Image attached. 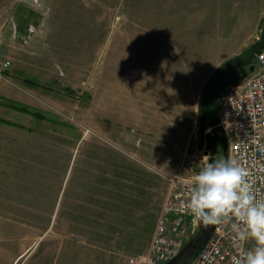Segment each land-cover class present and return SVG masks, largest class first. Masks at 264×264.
<instances>
[{"label": "rangeland", "instance_id": "374dc122", "mask_svg": "<svg viewBox=\"0 0 264 264\" xmlns=\"http://www.w3.org/2000/svg\"><path fill=\"white\" fill-rule=\"evenodd\" d=\"M262 25L264 0H0V264L144 253L167 178L207 165L206 79Z\"/></svg>", "mask_w": 264, "mask_h": 264}, {"label": "built area", "instance_id": "2783aa9c", "mask_svg": "<svg viewBox=\"0 0 264 264\" xmlns=\"http://www.w3.org/2000/svg\"><path fill=\"white\" fill-rule=\"evenodd\" d=\"M35 29L31 28V34ZM254 70L223 90L217 107L219 126L227 140V160L247 172L253 190L264 195V51L256 55ZM9 61L2 64L3 69ZM5 80L0 71V80ZM195 178H167V194L156 219L147 250L127 258V264H165L185 245L196 229V218L187 209ZM216 225L214 233L192 264H232L235 244L245 250L249 239L240 242L232 223ZM238 223V222H237Z\"/></svg>", "mask_w": 264, "mask_h": 264}, {"label": "clouds", "instance_id": "9594fccd", "mask_svg": "<svg viewBox=\"0 0 264 264\" xmlns=\"http://www.w3.org/2000/svg\"><path fill=\"white\" fill-rule=\"evenodd\" d=\"M246 177L234 161L208 162L195 176L187 209L205 226L236 221L231 225L234 239H253L256 247L245 250L242 243L235 244L232 264H264V195L258 198Z\"/></svg>", "mask_w": 264, "mask_h": 264}, {"label": "water", "instance_id": "95a60500", "mask_svg": "<svg viewBox=\"0 0 264 264\" xmlns=\"http://www.w3.org/2000/svg\"><path fill=\"white\" fill-rule=\"evenodd\" d=\"M264 51V25L257 41L217 66L206 79L199 96V129L207 163L216 160L219 147L227 159V140L219 126L217 107L223 90L254 70L253 60ZM207 126V128H206ZM216 225L205 226L196 220L193 236L180 251L165 264H192L214 233Z\"/></svg>", "mask_w": 264, "mask_h": 264}, {"label": "trees", "instance_id": "16d2710c", "mask_svg": "<svg viewBox=\"0 0 264 264\" xmlns=\"http://www.w3.org/2000/svg\"><path fill=\"white\" fill-rule=\"evenodd\" d=\"M5 106H10L12 109H14V110H16L18 112L26 113V114H29V115H31L33 117H37V115L34 112H29L30 109L27 106L23 105V104L16 103V102H11L9 104L5 103ZM39 118H41V117H39ZM0 122H2L4 124H8L7 121H3V120H0ZM206 128H207V126H206ZM216 160L217 161H223L221 155L220 156L218 155Z\"/></svg>", "mask_w": 264, "mask_h": 264}, {"label": "flooded vegetation", "instance_id": "af4514ba", "mask_svg": "<svg viewBox=\"0 0 264 264\" xmlns=\"http://www.w3.org/2000/svg\"><path fill=\"white\" fill-rule=\"evenodd\" d=\"M207 129H208V128H207ZM218 155H219V156L221 155V157H222V151H221V149H220L219 147H217V150H216V158H217ZM222 160H224L223 157H222ZM226 160H227V159H226ZM102 187H105V186H103V185L101 186V185H100V191H101V188H102Z\"/></svg>", "mask_w": 264, "mask_h": 264}]
</instances>
